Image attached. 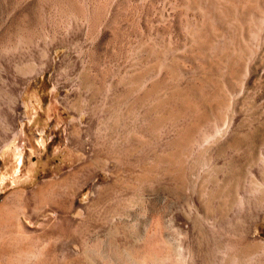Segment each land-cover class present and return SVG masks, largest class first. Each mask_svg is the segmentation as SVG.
Masks as SVG:
<instances>
[{"label":"rangeland","instance_id":"1","mask_svg":"<svg viewBox=\"0 0 264 264\" xmlns=\"http://www.w3.org/2000/svg\"><path fill=\"white\" fill-rule=\"evenodd\" d=\"M11 196L17 264H264V0H0Z\"/></svg>","mask_w":264,"mask_h":264},{"label":"bare ground","instance_id":"2","mask_svg":"<svg viewBox=\"0 0 264 264\" xmlns=\"http://www.w3.org/2000/svg\"><path fill=\"white\" fill-rule=\"evenodd\" d=\"M250 2H252V3H257L258 2V0H249ZM97 15H98V13H97ZM96 17V16H95ZM86 168H87V166H86ZM73 173V172H72ZM73 174H75V173H73ZM87 177V175L85 174V172L84 171H79V173H76L75 174V176L73 177V179H72V181H70V185L68 186V188H67V191H65V194H63V196H60L61 198L58 200V198H57V200H55V201H53L55 204H57V206L59 205L60 207H62V208H64V209H66V211L67 210H69L71 207H72V203H73V201H72V197H71V195H72V192H71V184L72 183H74V182H79V181H81V180H83V179H85ZM90 178V177H89ZM71 180V179H70ZM63 181V180H62ZM82 182V181H81ZM66 188V187H65ZM46 189V188H45ZM45 189H42V188H40V191L43 193V191L45 192ZM66 190V189H65ZM48 191V190H47ZM74 191V190H73ZM64 192V191H63ZM33 193V192H32ZM34 195H27V197H25V201H24V203H25V205H28L29 203H30V201H32V200H34L35 199V197H33ZM54 198V197H53ZM45 199V198H44ZM52 202V201H51ZM47 203H49V202H47ZM19 204V201H18V198H15L14 196H11L7 201H6V203L2 206V207H0V211L1 210H3V212H4V210L6 211V210H8V209H12V208H17V205ZM42 204V203H41ZM38 205V204H37ZM49 205V204H48ZM53 205V204H52ZM35 208H37V207H35ZM46 208V207H45ZM44 208V209H45ZM43 209V210H44ZM50 209V208H49ZM51 209H53V208H51ZM1 213V212H0ZM5 214H6V212H5ZM1 215V214H0ZM3 215H1L0 217H2ZM43 216L45 217V220H44V222H48V221H50V218H51V216H52V214H48V213H44L43 214ZM54 217V216H53ZM3 218V217H2ZM5 218H7L8 219V217H6L5 216ZM68 218H70V217H68ZM67 217H66V219H64V224H65V226L66 227H68L69 226V219H68ZM53 219V218H52ZM1 220V219H0ZM4 220H6V219H4ZM2 221V220H1ZM10 222V221H9ZM247 222H250L249 221V219L247 220ZM3 223H5V222H3ZM3 223H1V224H3ZM51 223V222H50ZM7 224V223H6ZM43 225H44V223H43ZM8 227V226H7ZM245 229V228H244ZM240 235H239V237H240V243L238 244V246H234V250H236L237 252H239V257H238V261L236 262L237 264H253V263H251V262H249V260H248V263H245V261L240 257V254H241V256H247L248 254L250 255V248L251 247H248V246H245L244 245V241H246V243H247V238H246V236H247V234H246V232L244 233L243 231H242V233H239ZM11 235V234H10ZM2 237V236H1ZM4 238V237H3ZM6 241V240H5ZM4 242V241H3ZM2 241L0 242V264H17V263H15V261H14V259H15V257H17L19 254H21V252L22 253H25V252H23V251H21L20 250V248L19 249H14L13 251H11L10 253L7 251V246L3 243ZM7 242V241H6ZM249 244V243H248ZM247 244V245H248ZM10 246V245H9ZM248 247V248H247ZM12 249V248H11ZM23 250V249H22ZM57 248H54V247H52V245H51V247H45V248H41V250L39 251V252H37L38 254L36 255V259H38V261L37 262H24V261H21V262H23V264H43L42 262H44V261H48V262H50L49 260H51V261H54V260H57L58 259V254H57ZM96 251V250H95ZM99 250H97V252H98ZM95 253L96 252H94V254H93V252H92V255H91V257L92 256H96L95 255ZM103 253V252H102ZM110 253V252H109ZM89 255H90V253H88ZM106 254V253H105ZM238 254V253H237ZM71 255L72 254H66V259H68V258H70L71 257ZM110 255V254H109ZM248 255V256H249ZM116 256V255H115ZM184 256V255H183ZM19 257V256H18ZM105 257V256H104ZM106 258V257H105ZM40 259V260H39ZM95 259V258H94ZM98 259V258H97ZM112 259V258H111ZM244 259H245V257H244ZM117 260V259H116ZM235 260V259H234ZM244 261V262H243ZM53 263V262H52ZM55 263V262H54ZM19 264H21V263H19ZM97 264H109V262H105L104 260L101 262L100 260H97ZM113 264V263H112Z\"/></svg>","mask_w":264,"mask_h":264}]
</instances>
